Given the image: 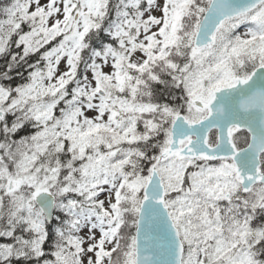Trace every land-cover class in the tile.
Returning a JSON list of instances; mask_svg holds the SVG:
<instances>
[{"label":"snow or ice","instance_id":"snow-or-ice-1","mask_svg":"<svg viewBox=\"0 0 264 264\" xmlns=\"http://www.w3.org/2000/svg\"><path fill=\"white\" fill-rule=\"evenodd\" d=\"M0 264H264V0H0Z\"/></svg>","mask_w":264,"mask_h":264}]
</instances>
